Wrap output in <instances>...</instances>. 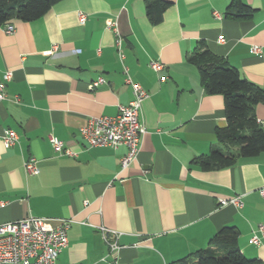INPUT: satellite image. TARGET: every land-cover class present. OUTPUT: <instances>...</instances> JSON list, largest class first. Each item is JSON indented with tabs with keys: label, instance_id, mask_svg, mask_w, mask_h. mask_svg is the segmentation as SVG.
<instances>
[{
	"label": "crops",
	"instance_id": "0c3cea01",
	"mask_svg": "<svg viewBox=\"0 0 264 264\" xmlns=\"http://www.w3.org/2000/svg\"><path fill=\"white\" fill-rule=\"evenodd\" d=\"M168 1L158 24L143 0H58L37 19L9 20L12 33L0 28V78L12 73L0 136L7 128L17 133L9 148L0 137V223L27 215L70 219L56 264H108L101 225L120 232L119 264H167L204 248L225 225L237 227L243 255L264 264L257 229L264 225V152L222 168L193 162L221 146L215 130L227 120L223 96L206 93L187 60L203 40L264 90V0H241L252 10L237 18L225 15L231 0ZM108 19L118 22L122 59ZM254 44L261 52L249 50ZM150 59L163 68L151 69ZM123 66L148 93L138 117L145 132L125 169L124 145L90 147L79 134L85 119L115 115L131 99ZM254 114L264 126V103ZM50 135L75 154L55 151ZM29 156L39 165L33 175L23 167ZM234 196L241 206L220 202ZM253 234L258 244L247 242Z\"/></svg>",
	"mask_w": 264,
	"mask_h": 264
},
{
	"label": "trees",
	"instance_id": "16d2710c",
	"mask_svg": "<svg viewBox=\"0 0 264 264\" xmlns=\"http://www.w3.org/2000/svg\"><path fill=\"white\" fill-rule=\"evenodd\" d=\"M58 0H0V26L18 19L32 21L41 17ZM146 16L152 23L162 19L163 12L170 5L168 0H143ZM251 7L241 0H231L225 15L244 17L251 13ZM187 60L195 65L200 84L206 93L221 94L227 124L217 127L216 140L221 146H213L208 153L193 158L203 169L226 167L237 157H250L264 152V126L257 121L254 105L264 103V90L240 76L235 67L219 55L212 53L203 40ZM236 226L225 225L217 229L204 248L172 260L167 264H262L259 258L243 255L237 241Z\"/></svg>",
	"mask_w": 264,
	"mask_h": 264
},
{
	"label": "built area",
	"instance_id": "2783aa9c",
	"mask_svg": "<svg viewBox=\"0 0 264 264\" xmlns=\"http://www.w3.org/2000/svg\"><path fill=\"white\" fill-rule=\"evenodd\" d=\"M217 17L219 15L215 13ZM86 14L78 11L80 22L85 20ZM108 27L114 33L115 45L117 47L120 59L124 57L121 51V36L116 19L106 21ZM6 33H12L15 26L12 22H5L1 27ZM223 41L222 36L217 37ZM56 46L53 45L52 49ZM249 50L254 53L261 52L259 45H252ZM163 64L157 59H150L148 66L154 71L163 68ZM126 74L124 81L131 86L132 97L127 104L117 105L118 111L115 115H97L85 119V123L79 127V134L85 140L87 146H112L114 148L124 145L125 154L119 157V166L121 169L128 167L138 153L141 137L145 132V126L140 121V112L143 100L148 96L147 91L135 80H131L127 69L123 66ZM0 78V102L6 99L5 86L11 78L10 70L2 72ZM161 76L160 80H164ZM102 79H98L96 84ZM17 133L10 128L4 129L2 143L4 147L9 148L17 141ZM51 147L58 153L75 154L70 149L63 147V142L50 135ZM23 167L26 174H36L39 172L38 161L35 157L29 156L23 161ZM259 193L264 197V187L259 189ZM225 204L231 202L236 206H241L240 196H234L229 199H220ZM2 201H0V204ZM70 219L62 217H40L27 215L25 217L5 221L0 223V264H56V259L61 249L68 243L67 229ZM103 239L108 248L110 259L108 264H119L117 254L120 249L118 243L119 231L101 225L99 227ZM257 229L264 234V225L260 224ZM259 238L253 234L247 242L258 244Z\"/></svg>",
	"mask_w": 264,
	"mask_h": 264
}]
</instances>
